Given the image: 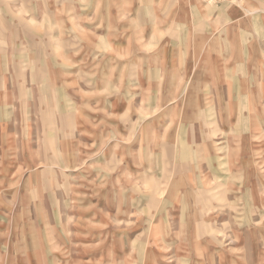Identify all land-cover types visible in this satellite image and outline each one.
<instances>
[{
  "label": "rangeland",
  "instance_id": "1",
  "mask_svg": "<svg viewBox=\"0 0 264 264\" xmlns=\"http://www.w3.org/2000/svg\"><path fill=\"white\" fill-rule=\"evenodd\" d=\"M2 1L43 46L0 43L20 86L0 87V264H224L264 241V149L247 169L229 150L242 99H264V0ZM201 108L233 125L212 134Z\"/></svg>",
  "mask_w": 264,
  "mask_h": 264
},
{
  "label": "crops",
  "instance_id": "2",
  "mask_svg": "<svg viewBox=\"0 0 264 264\" xmlns=\"http://www.w3.org/2000/svg\"><path fill=\"white\" fill-rule=\"evenodd\" d=\"M4 1L0 0V11L2 6H4ZM28 20L25 23H21L19 24L20 27L17 28V31L15 29H13V25L14 23H3L1 22V14H0V43L4 44L3 46L6 47V49H3V51H5L6 54H11L13 53V51L17 50L18 47H20V45H16L13 44L12 41H15L17 38H20L24 43V48L26 50H38L42 45L41 42V38L39 37V35H37V30L32 27L30 24L27 23ZM236 40H240L241 41V46L236 47L232 50V53H230V57L232 58V61H234V64L232 66H229L230 68H228L227 65L224 66L225 71H229L232 75H234V72H236L238 70L239 67H244V62L246 61V57L249 59L250 57V53L247 52V54H245V49L242 47L243 41L245 40L243 34H240V36L235 38ZM233 39V40H235ZM260 39V38H259ZM264 46V42H262V40L260 39V44L259 46ZM51 50V47L49 46V49ZM248 50V47L246 49V51ZM20 51V50H19ZM8 55V56H9ZM227 54H222V56H224ZM262 54H260L261 56ZM252 56V55H251ZM46 57V56H45ZM51 57L52 56H48ZM47 57V58H48ZM256 58L253 57L252 59ZM28 66L30 67L28 69V71L30 72H34V66L35 63H33V60L29 61ZM217 65H215V68L217 69ZM17 66V62L16 65L13 63V60L11 59L10 61L8 60L6 64L2 63L0 64V76H1V83H0V87L1 88H9L10 86H14L15 82H10V80L6 77V73H11L14 71V67ZM18 67V66H17ZM33 67V68H31ZM33 69V71H32ZM264 69V68H263ZM48 66H47V70L46 73H48ZM30 72V73H31ZM215 72V71H214ZM228 72V73H229ZM4 73V74H3ZM217 73V71L215 72ZM264 77V76H263ZM23 80L22 88L26 87L27 84H29L31 86V88H34V81L32 79V77L30 78V80H28V78L26 79L24 76L22 77ZM264 80V79H263ZM45 82L48 83L49 79H45ZM17 83H19L18 81L15 83V85L17 87H20L17 85ZM27 83V84H25ZM215 83L216 89H219V100H221L220 97H223L226 95V103L231 104L232 102V98L230 97V92L231 94L235 91L236 87L235 84H228V78L225 76H219L218 78L215 76ZM264 84V82H263ZM46 86V85H45ZM244 88H237V91L240 93ZM260 89L258 88V94L255 97H250L248 99H242V104L244 105H249V107L247 108V115H238L237 119H235V123H234V128L235 130L232 131L231 128V132H229V135L231 134L232 136H239L240 140L238 145H236L234 148H230V151L239 153V155L237 156V161L240 163V166L247 169L248 168V163L245 162V160H242V157H245L246 159V155L249 154L250 152V148H253V152L256 153V155H258V153L260 151H262V149H264V144L263 142H254L256 141V138L254 140V137H258L260 135V133L262 132V130H264L263 128V122H264V99L261 97L262 94H260ZM263 91H264V85H263ZM262 91V93H263ZM261 98L263 100H261ZM223 103V105H226V103ZM198 107H200L198 104H194L192 106L193 111H196L198 109ZM243 111L242 106L240 107ZM200 109V108H199ZM209 110V109H208ZM198 115L200 118L203 119V122H206L208 120V124L210 129H212V134H217V130L213 129L217 127V120L216 118H218V115L214 118H212L211 114L206 113L204 109L201 108V110H198ZM197 113L193 114V120H197ZM38 117L40 118V115H38ZM38 118V119H39ZM208 118V119H207ZM222 119V121L220 120ZM258 120L260 122H258V124L255 123V121ZM263 121V122H261ZM218 122L223 123L224 127L226 128V130H228L227 126L233 125L231 123V120L228 117H224V114H221V116H219L218 118ZM215 131V132H214ZM256 133V134H254ZM10 138V137H9ZM33 148H36L35 146H33ZM256 148V149H254ZM241 155V160L239 159V156ZM222 158V157H221ZM210 159V158H209ZM211 160V159H210ZM39 161V160H38ZM66 171H68V168H65ZM248 172V171H247ZM244 183V185L249 183V180L247 177L242 179ZM241 198L243 199L244 196H241ZM246 199L250 200V195L248 197H245ZM258 228H260L258 226ZM195 229L196 226H195ZM261 230V229H260ZM200 231V229L198 230ZM205 249L208 248L207 246H203ZM232 249H234L235 247H231ZM241 252L237 255H233V253L229 252L228 254L230 255L229 257L224 258L225 262L224 264H264V241L263 240H256L255 243H247L244 242V244L241 246ZM247 249H250V251H247ZM256 250V251H255ZM222 260V257H218L217 263L216 264H222L220 263ZM215 264V263H213Z\"/></svg>",
  "mask_w": 264,
  "mask_h": 264
}]
</instances>
